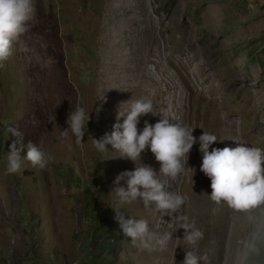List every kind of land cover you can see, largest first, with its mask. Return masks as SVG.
I'll list each match as a JSON object with an SVG mask.
<instances>
[{"label": "rangeland", "instance_id": "374dc122", "mask_svg": "<svg viewBox=\"0 0 264 264\" xmlns=\"http://www.w3.org/2000/svg\"><path fill=\"white\" fill-rule=\"evenodd\" d=\"M34 2L22 45L0 69V264H182L192 246L176 216L139 200L121 209L171 234L162 250L135 247L119 232L112 189L127 184L114 181L142 165L187 196L177 215L203 231L197 250L206 264H264V203L240 211L212 201L198 141L205 131L218 139L209 150L234 148L235 140L264 149V0ZM140 98L193 128L197 142L175 181L158 173L150 148L136 163L111 145L94 148L119 109ZM77 107L90 115L81 143L70 128L61 134ZM160 119L141 115L138 129ZM9 128L52 158L46 169L25 160L6 174L16 139Z\"/></svg>", "mask_w": 264, "mask_h": 264}, {"label": "clouds", "instance_id": "9594fccd", "mask_svg": "<svg viewBox=\"0 0 264 264\" xmlns=\"http://www.w3.org/2000/svg\"><path fill=\"white\" fill-rule=\"evenodd\" d=\"M36 5L34 0H0V69L13 54L15 45H22V36L28 31L30 22L35 19ZM21 50L23 48L21 47ZM103 95L99 100H104ZM128 107L117 112V123L111 133L93 138L94 148L100 152L108 151L111 145L119 156L136 163L141 153L150 148L156 161L161 165L162 176L175 181L186 171L189 153L197 142L193 136V128L180 122H170L165 113L154 112L151 99L140 98L127 101ZM148 113L159 114L161 119L154 125L145 121L142 131L138 129L139 118ZM123 117V122H119ZM90 115L83 107H77L69 112L68 127L61 131L68 136V129L77 143L83 142V137ZM174 121V118L171 117ZM16 137L10 145L6 157V174L19 173L22 161H28L33 168L46 169L50 160L35 143H23V134L16 128H9L8 134ZM199 151L202 153L200 170L210 179L212 189L210 199L216 203L224 202L234 210H248L264 203V149L251 147L237 141L236 147L216 148L210 146L218 141L214 134L203 132L198 138ZM27 149L26 155L21 152ZM107 159V158H106ZM126 179L127 187H115L112 192L115 200L111 208L115 212L114 219L118 222L119 232L125 238H130L133 246L144 250H155L166 247L171 234L160 235L153 231L145 219L126 218L123 206L134 201H141L145 208L154 206L161 217L167 215L177 217L179 227L184 229L183 239L191 249H186L182 264H206L208 257L201 255L198 242L204 238V233L188 222L186 216H178L179 210L187 200V196L170 190L166 181L157 178V172L148 165L135 167L134 170L119 174L114 183ZM175 214V215H174Z\"/></svg>", "mask_w": 264, "mask_h": 264}, {"label": "trees", "instance_id": "16d2710c", "mask_svg": "<svg viewBox=\"0 0 264 264\" xmlns=\"http://www.w3.org/2000/svg\"><path fill=\"white\" fill-rule=\"evenodd\" d=\"M260 258L264 259V250L263 249L260 251Z\"/></svg>", "mask_w": 264, "mask_h": 264}]
</instances>
